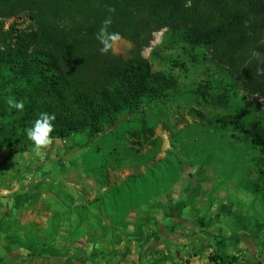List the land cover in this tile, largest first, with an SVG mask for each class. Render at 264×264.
<instances>
[{"label": "trees", "instance_id": "obj_1", "mask_svg": "<svg viewBox=\"0 0 264 264\" xmlns=\"http://www.w3.org/2000/svg\"><path fill=\"white\" fill-rule=\"evenodd\" d=\"M20 14L28 18L31 28L17 29L15 22L4 28V21ZM109 18V32H118L132 45L126 60L110 50L100 51L103 45L96 36ZM160 30L185 31L188 38L209 49L217 62L229 67L240 88L257 95L264 108V0H0V148L19 146L44 112L56 116L53 140L85 133L90 142L122 125L128 113H143L168 101L162 91L170 90L173 81L150 72L139 55L151 35ZM10 98L23 101L24 110L12 108ZM247 137L249 145L259 149L258 165L264 167V127L251 125ZM157 187H141L146 205L159 199ZM115 213L110 209L106 216L119 220ZM211 223L199 224L208 228ZM177 224L148 234L140 258L162 242L174 240ZM23 258L36 259L37 264H46L44 260L81 264L73 258H44L35 252ZM119 261L113 257L104 264ZM206 261L250 264L217 251Z\"/></svg>", "mask_w": 264, "mask_h": 264}, {"label": "rangeland", "instance_id": "obj_2", "mask_svg": "<svg viewBox=\"0 0 264 264\" xmlns=\"http://www.w3.org/2000/svg\"><path fill=\"white\" fill-rule=\"evenodd\" d=\"M10 22H15L17 29L31 28L24 14L4 21V28ZM110 51L126 60L133 50L129 42L120 39ZM139 55L147 62L150 72L173 81L170 90L162 91L168 101L143 113H128L122 125L90 142L86 141L85 133L53 140L43 158L36 154L35 145L27 135L14 149L0 148V187L6 189L11 184L8 182L29 180L35 181V189L48 191L53 186L38 170L44 162L59 163L64 169L62 162L67 158L68 167L71 166L68 182L73 183L75 173H81L84 188L90 187L89 180L97 187L91 200L83 195L84 213L96 208L99 202L102 216L114 209L115 215L122 217L139 202L146 203L141 187L157 184L155 197L160 198L176 188L183 190L188 184L194 185L202 173L206 183L211 181L215 193L207 190L206 195L203 192L201 195L214 194L210 204L213 210L212 213L207 209L191 212L194 217L206 219L214 214L231 217L233 228L236 218L253 219L264 227V167L258 165L259 149L251 147L247 137L251 125L264 127V108L259 97L245 93L233 79L229 67L217 62L209 49L192 41L183 30L153 33ZM190 175L196 177L190 180ZM106 187L103 193L99 192ZM115 187L117 193L112 190ZM39 195V192L35 194V202ZM115 195L121 200H113ZM149 206L141 211L149 213L158 209ZM141 219L140 214H135V227L141 225ZM35 227L41 236L42 228ZM52 227L59 232L58 225ZM91 229L103 231L100 223L83 225L82 231L85 234ZM219 231L215 228L203 232L200 240L207 242L218 236ZM138 240L143 239H137L132 246L138 245ZM152 253L156 260L161 256L157 250Z\"/></svg>", "mask_w": 264, "mask_h": 264}, {"label": "crops", "instance_id": "obj_3", "mask_svg": "<svg viewBox=\"0 0 264 264\" xmlns=\"http://www.w3.org/2000/svg\"><path fill=\"white\" fill-rule=\"evenodd\" d=\"M78 154L76 160L79 165ZM65 161L62 162L64 169L59 163L44 162L38 170L49 185L53 186L48 191L35 189V181L29 180L21 183L8 182L11 184L6 189L0 187V264H11L14 260L19 264H37L36 259L23 258L28 252L39 253L44 258L51 255L73 258L81 264H104L112 261L113 257H119L117 264H209L206 258L214 251L222 255L237 256L239 261L250 264H264V227L253 219L243 221L236 218L233 228L231 217H218L214 214L203 219L196 218L191 213L206 212V209L212 213L213 205L210 204L214 194H209L208 197L201 195V192L206 195L207 190L213 192L211 181L209 184L204 181L205 174H195L200 178L192 183L196 185L188 184L183 190L174 186L176 190L167 199L162 196L154 200V203L151 202L154 210L158 208L156 211H141L146 203L139 202L133 209H128L119 221H113L111 216H102L99 202L96 203V208H89L91 210L84 213L82 207H86V204L82 202L83 195H88L91 200L95 197L97 187L89 180L90 187L84 188V175L81 173H75L73 183L68 182L66 178L71 177V166L68 167L67 158ZM195 175H190V180ZM105 189L108 188H101L99 192L103 193ZM115 189L116 187L112 190L117 193ZM38 192L40 195L35 202V194ZM116 198L121 200L119 196H112L113 200H117ZM52 205L56 208H52ZM54 209L56 212H53ZM91 214L94 216H89ZM135 214H140L142 218L139 227H135L133 223ZM206 220H211V225L208 228L201 227L199 223ZM93 223H100L103 231L91 229L84 234L83 225ZM171 223H180L173 230L172 235L176 238L166 240L153 249L161 254L159 259L156 260L153 251L140 258V250L147 235L162 231L163 226ZM36 225L38 230L42 228L41 236L36 231ZM52 225H58L59 232ZM68 228L70 231L67 233ZM215 228L220 230L218 236L207 242L200 240L203 232ZM161 234L163 235L162 232ZM137 239L143 240H138V245L132 246ZM44 262L50 264L48 260Z\"/></svg>", "mask_w": 264, "mask_h": 264}, {"label": "clouds", "instance_id": "obj_4", "mask_svg": "<svg viewBox=\"0 0 264 264\" xmlns=\"http://www.w3.org/2000/svg\"><path fill=\"white\" fill-rule=\"evenodd\" d=\"M111 22L110 18L106 19L96 36L103 45L100 49L102 53H107L121 39L118 32H109L108 26ZM8 104L18 111H23L25 108L23 101L18 102L12 98L8 100ZM55 119V114L41 113L40 117L34 122L33 127L27 129V138L33 142L35 152L41 158H43L45 150L53 144L54 138L51 134L55 131V125L52 123Z\"/></svg>", "mask_w": 264, "mask_h": 264}]
</instances>
